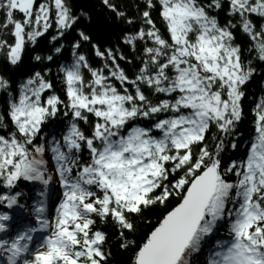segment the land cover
Masks as SVG:
<instances>
[{"label": "snow or ice", "instance_id": "6c2138e0", "mask_svg": "<svg viewBox=\"0 0 264 264\" xmlns=\"http://www.w3.org/2000/svg\"><path fill=\"white\" fill-rule=\"evenodd\" d=\"M257 74L264 0H0V264H264Z\"/></svg>", "mask_w": 264, "mask_h": 264}, {"label": "trees", "instance_id": "16d2710c", "mask_svg": "<svg viewBox=\"0 0 264 264\" xmlns=\"http://www.w3.org/2000/svg\"><path fill=\"white\" fill-rule=\"evenodd\" d=\"M98 2H99V0H87V3L89 6L98 4ZM102 16H103V12L99 8H97L94 12V20L100 19ZM122 27H124V25H122V24L117 25L115 27V33H118L120 28H122ZM46 39H47V37H45V40H41L38 45H32L31 47L33 49H35V51L37 53H40L42 50L44 52H47V47H49V45H46V43H45ZM65 44H67V41H65ZM121 47H123V44H121ZM127 51L128 50L125 48V52H127ZM48 54H52V53H48ZM54 55H59V54H54ZM70 55H71L70 51H64V55L61 56L60 58L63 59L64 57H70ZM44 63L48 64L50 67H52L53 75H55L56 65L54 63H50L47 61H45ZM121 64L123 65V62H121ZM27 66L28 65L25 64L24 66H21L20 68H16V67L9 68L7 75L12 80V87L9 89V91H13L17 87V85L20 83V81L24 78V76L26 75ZM262 79H264V76H261L259 74L255 75L252 78V82L249 83L247 85V87L245 88L246 95L244 98H242L243 99V109H244V113H245V118H244L242 124L238 128V131L241 133V136L236 137V139L240 142L241 148H243L245 145H247V143L249 141V136L252 133L251 121H252L253 117L251 114V107L255 104L257 98L261 94L262 87H264L260 83V81ZM4 99H5V93L3 90H0V108L3 107ZM50 129H52L54 131H58V129L56 128V125L52 124L49 126V128L44 129L45 134H48ZM229 139H231V138H229ZM226 148H227V142H226ZM223 155L225 158H227L228 156H236V155H238V153L236 152V150L227 149L223 153ZM36 186L40 187L39 183H32L31 185H29L27 183H21V184H19V187L14 189V191L15 190L21 191L23 193V195H27V197H28V196L32 195L33 189ZM0 190H3V189L0 188ZM216 237L226 238L225 230L218 231L216 233ZM113 248H115V245H113ZM200 259L202 260L203 257L201 256Z\"/></svg>", "mask_w": 264, "mask_h": 264}]
</instances>
